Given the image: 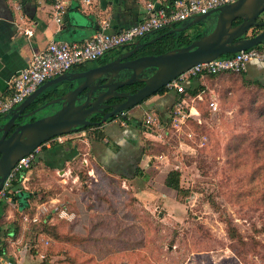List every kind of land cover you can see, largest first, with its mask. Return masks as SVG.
<instances>
[{
    "label": "rangeland",
    "instance_id": "obj_1",
    "mask_svg": "<svg viewBox=\"0 0 264 264\" xmlns=\"http://www.w3.org/2000/svg\"><path fill=\"white\" fill-rule=\"evenodd\" d=\"M184 97L182 112L181 100L167 111L156 102L133 108L147 125L130 136L151 164L143 175L103 168L89 154L90 131L53 139L80 154L61 168L39 158L31 165L22 186L33 197L24 209L10 198L0 217L12 252L24 251L28 261L38 254L33 264H264V87L227 72ZM174 168L188 196L162 184ZM145 174L157 177L148 182ZM230 224L239 239L230 237Z\"/></svg>",
    "mask_w": 264,
    "mask_h": 264
},
{
    "label": "water",
    "instance_id": "obj_2",
    "mask_svg": "<svg viewBox=\"0 0 264 264\" xmlns=\"http://www.w3.org/2000/svg\"><path fill=\"white\" fill-rule=\"evenodd\" d=\"M263 12L264 0H235L217 7L207 14L198 15L185 23L171 26V32L183 31L196 24L204 25L208 21H213L211 23L214 25L212 30L193 40L189 45L157 55H142L128 59L144 45L139 40L134 44L135 48L108 62L88 69L70 71L47 80L11 113L6 115L7 121L0 124V189L18 160L47 141L71 134L78 126L99 125L114 115L140 105L158 90L176 80L179 75L193 65L264 43V29L256 35L244 37L250 29L258 26L264 27V20L258 21ZM239 18H242V21L234 24ZM156 39L153 38L150 42H154ZM2 65L0 61V69ZM152 67L156 70L150 76L138 77L144 70ZM122 70H131V76L122 80L111 81ZM107 75H109V81L97 83L99 79H104ZM135 81L144 82V85L134 93L118 91V88ZM61 82H78V84L74 89L67 90L65 94L51 99L25 114L23 113L45 89ZM86 89L87 91L81 95ZM102 89L104 90L94 94V92ZM113 95L124 97L125 101L113 104V110L106 112L101 121L89 120L88 118L92 114L103 113L104 108L110 106L103 102ZM83 98L84 100L77 104ZM60 102L61 107L56 112L20 124L8 135L20 117L32 116L42 109Z\"/></svg>",
    "mask_w": 264,
    "mask_h": 264
},
{
    "label": "crops",
    "instance_id": "obj_3",
    "mask_svg": "<svg viewBox=\"0 0 264 264\" xmlns=\"http://www.w3.org/2000/svg\"><path fill=\"white\" fill-rule=\"evenodd\" d=\"M54 2L55 0H33L25 3L20 0H0V61L3 64L0 69V96L10 93L12 76L27 66L32 55L45 49L51 41L82 42L96 34L103 20L110 22V31H120L134 26L145 19L150 3L160 6L165 3V0H93L90 5L80 0H73L61 23L55 18ZM29 30L32 34H27ZM244 72L248 78L264 80V62L253 60ZM217 77L219 75H201L194 78L188 85L197 88ZM178 94L173 88L164 96L154 95L142 106L149 108L150 103L156 102L153 105L157 108L166 109L167 104L176 100ZM131 110V114L140 115L141 108ZM102 128L110 139L121 145L123 152H117L108 147L104 141L87 135L86 141L90 151L87 153L91 154L103 168L110 167L114 171H119L118 169L125 171L126 168H131L136 159L147 173V168L151 167V164L143 159L144 155L136 154L137 157H134L136 147L133 144L137 141L130 139V136L138 130L128 125L123 126L119 120L106 123ZM49 150L46 156L53 166H47L55 169L61 168L62 164L75 159L80 154L76 145H71L70 142H63L62 145ZM168 172L165 173L162 184L170 188L164 182ZM145 176L148 182H154L157 177L151 174H145ZM137 194L141 196V193ZM8 234L1 232L11 264H33L32 259H35L38 254H31L33 258L31 257L29 261L24 251L21 252V256H18L11 250L12 239Z\"/></svg>",
    "mask_w": 264,
    "mask_h": 264
},
{
    "label": "built area",
    "instance_id": "obj_4",
    "mask_svg": "<svg viewBox=\"0 0 264 264\" xmlns=\"http://www.w3.org/2000/svg\"><path fill=\"white\" fill-rule=\"evenodd\" d=\"M72 1L55 0L54 14L57 22L61 23L63 21ZM80 1L87 5L93 3V0ZM234 1L175 0L171 6H156L150 3L145 19L134 26L120 31H110V22L103 20L96 34L82 42L53 40L45 49L34 53L28 65L12 76L10 93L0 96V117L11 113L47 80L68 73L75 66L94 62L112 49L134 45L149 33L165 27L171 28L174 24L190 20L198 15L207 14L217 7ZM27 34H32V31H27ZM253 60L264 62V43L234 54L222 55L213 60L193 65L179 75L176 80L169 83L168 87L170 89L175 88L179 94H185L187 85L191 84L192 80L199 75L244 72ZM184 101L185 97L177 103L179 111L182 107L181 103H184ZM211 104L215 105L214 102ZM153 121L152 117L148 120L149 123ZM41 149L42 146L18 160L0 189V205L11 198L13 182L20 173L29 169L40 157ZM3 239L0 234V248ZM4 259H8L6 252L0 253V264H3Z\"/></svg>",
    "mask_w": 264,
    "mask_h": 264
},
{
    "label": "trees",
    "instance_id": "obj_5",
    "mask_svg": "<svg viewBox=\"0 0 264 264\" xmlns=\"http://www.w3.org/2000/svg\"><path fill=\"white\" fill-rule=\"evenodd\" d=\"M20 1L22 3H25L27 1H33V0H20ZM174 1L175 0H165V3L163 5L171 6L174 3ZM21 7H22V4H21ZM241 21H242V18H239L234 22V24H237ZM178 25H179V23H178ZM170 29H171L170 27H165V28L159 29L155 32L149 33L148 35L143 37L141 39V42L144 43V45H142L137 50L136 54L137 55H157L160 53H164L168 50H171V49H174L177 47L189 45L193 42V40H195V39H197V38H199L205 34V27L203 24H196V25L192 26L191 28H189L187 30H183V31H172L171 32ZM254 29H255V27H254ZM257 32H258V30H256V32L253 35L258 34ZM153 38H157V39L154 42H150V40H152ZM133 48H135V45L121 46L119 48L112 49V50L108 51L104 55V57L99 58L97 63H95V61L94 62H88L86 64H81V65L75 66L74 68L75 69H88V68H91L97 64H103L105 62H108V61L114 59L118 54L122 53L125 49H133ZM225 73H227V72H225ZM232 73L241 74L244 82H246L248 84H255V85H258L260 87H264V80L263 79L248 78L246 76L245 72H232ZM221 74H223V73L213 74V75L205 74V75L218 76ZM200 76L201 75H199L198 77H200ZM198 77H196V78H198ZM142 85H143L142 82L135 81L132 84L123 86L121 89L134 92L137 87H140ZM70 87L71 86H68L67 82H61V83L55 84L53 86H50L49 88L45 89L37 97V99L33 102L32 106L41 105V104H44L45 102H47L51 99L57 98V97L65 94L67 89ZM202 89H204V86H199L197 88H193V85H187L186 91H187V94L189 93L191 95H198ZM170 90L171 89L168 86H165V87L161 88L160 90H158L154 95L159 94L161 96H164ZM184 95L185 94H178L176 100L174 99V100H172L171 103L167 104L168 107H166L165 110L166 111L170 110L173 107V105L176 103V101L181 100L182 97H184ZM116 99L120 100V98H116ZM137 114L138 113L131 114L130 110H127L125 112H121L120 115L117 116L119 118H116V116H113L112 118L108 119V121H106L104 123H100L99 125L82 126L78 129V131H86V130L90 131V134L95 139L104 141L108 147H111L112 149H114L117 152H121V151L123 152V150H121V145L119 143L116 144L115 141L110 139L109 136L106 135V133L102 127L105 126L106 123H111V122H114L115 120L118 119L119 123H121L123 126L128 125V126L134 127L138 130V132H140L142 130L144 131L145 129H147L146 128L147 125L145 124V121L142 119V117H140V115L138 116ZM2 119H4L3 122H5V121H7L8 117H6V115H4V116L0 117V121ZM47 142H50L51 145L46 146L45 143L42 145L43 154H42V156L40 155L41 157H39V159L44 164L46 163V165L52 167L53 165L49 163L47 156H46V153L48 151H50L49 150L50 148L62 145L63 142H60L58 140H53V139H51L50 141H47ZM141 151L144 152V148H142ZM134 154H135L134 157H137L136 154L141 155L140 151L137 150V148H135ZM64 164H62L61 167H63ZM106 169L109 172L118 174L119 176L124 177V178L136 177L139 175H143L145 173L144 168H142L139 165V163L137 162L136 159H134L133 166L131 168H126L125 171L120 170V169H118L119 171H114L110 167H106ZM28 170L29 169H26V170H24L23 173H20L18 175V177L13 182V192H12V194H10L11 198L20 201L21 208H23V209L25 206L28 205L29 199H31L33 197V196H31L30 192L25 191L23 189V186H22L23 178H24L25 174L28 172ZM181 176H182V173H181L180 169L174 168L166 174L164 182L168 187L174 189L179 196H188L191 193V191L189 189H185L181 185ZM5 207H6V202H2L0 205V217L4 213ZM8 231L9 230L7 229L6 232H8ZM228 231H229L230 237H232L233 239H239L241 237L237 227H235L234 225L230 224ZM1 232H2V230L0 227V234H1ZM5 247H6V244H4L2 242V246L0 248V253L6 252L5 249L7 250V248H5Z\"/></svg>",
    "mask_w": 264,
    "mask_h": 264
},
{
    "label": "flooded vegetation",
    "instance_id": "obj_6",
    "mask_svg": "<svg viewBox=\"0 0 264 264\" xmlns=\"http://www.w3.org/2000/svg\"><path fill=\"white\" fill-rule=\"evenodd\" d=\"M263 20V19H262ZM255 29L256 30H258V32L257 33H259V32H261L263 29H264V27H262V26H258V27H255ZM253 36V35H252ZM244 37H250V36H248L247 34H245L244 35ZM130 50H132V49H125L122 53H120V54H118L116 57H118V56H121V55H124V54H126L127 52H129ZM139 56H142V55H137L136 53H134L132 56H130L128 59H134V58H137V57H139ZM115 57V58H116ZM128 59H125V60H128ZM98 65V64H97ZM76 70H83V69H75V68H73V70H71V71H76ZM156 70V68H148V69H146V70H144L141 74H139L138 75V77H148V76H150L154 71ZM131 74H132V71L131 70H122V71H120L111 81H116V80H122V79H125V78H128L129 76H131ZM107 81H109V75H107V77H105L104 79H99V81H97V83H105V82H107ZM139 82H141V81H139ZM143 83V85H144V82H142ZM67 84H68V86L70 85V84H72V86L70 87V88H68L67 90H70V89H74L76 86H77V84H78V82H67ZM142 85V86H143ZM142 86H140V87H142ZM140 87H137L136 88V90H138ZM122 87H120V88H118V91H120V92H129V93H134V92H131V91H128V90H122L121 89ZM104 89H102V90H99V91H96V92H94V94H97V93H99V92H101V91H103ZM87 91V89L86 90H84L82 93H81V95H83L85 92ZM80 95V96H81ZM153 96H151V97H149V98H147L146 100H144L140 105H138V106H141V105H143L144 103H146L150 98H152ZM116 98H120V100H117ZM84 100V98L83 99H81L80 101H78L77 102V104H79V103H81L82 101ZM93 100V99H92ZM122 101H125V98L124 97H120V96H116V95H113V96H111L110 98H108V99H106L103 103L104 104H108V105H110L109 107H107V108H104V112L103 113H101V112H97V113H94V114H92L88 119L89 120H91V121H93V122H98V121H101L102 120V118H103V116H104V114L106 113V112H109V111H111V110H113V107H112V105L113 104H115V103H119V102H122ZM33 105V103L23 112L24 114L25 113H27V112H29V111H31V110H33L34 108H36L37 106H39V105H37V106H32ZM42 105V104H41ZM60 107H61V102L60 103H58V104H56L54 107H52L51 108V110H53V112L52 113H54V112H56L58 109H60ZM133 109V108H132ZM50 110V111H51ZM130 111H131V109H130ZM164 111H165V109H164ZM51 113V114H52ZM120 115V113L119 114H117V115H114V116H116V118H119V117H117V116H119ZM38 118H40V114H38V112L37 113H35L34 115H32V116H29V117H20L19 119H17V121H16V124L14 125V127L10 130V132H9V134L8 135H10L16 128H17V126L18 125H20V124H23V123H27V122H30V121H34V120H36V119H38ZM8 120V119H7ZM118 120V119H117ZM108 121V120H107ZM80 127H82V126H78V127H76L75 129H74V132H79L78 131V129L80 128ZM73 132V133H74ZM1 135V134H0Z\"/></svg>",
    "mask_w": 264,
    "mask_h": 264
}]
</instances>
